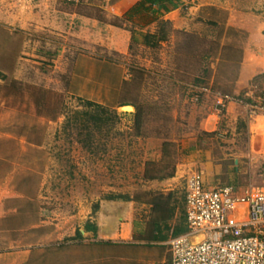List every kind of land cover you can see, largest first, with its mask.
Here are the masks:
<instances>
[{
	"label": "rangeland",
	"instance_id": "obj_1",
	"mask_svg": "<svg viewBox=\"0 0 264 264\" xmlns=\"http://www.w3.org/2000/svg\"><path fill=\"white\" fill-rule=\"evenodd\" d=\"M92 1L66 8L96 17L99 36L76 21L23 30L0 18V258L171 264L190 176L264 187V0H182L154 45L145 37L157 25L135 30L108 11L117 0ZM115 27L132 36L126 53L113 48ZM86 102L119 116L109 137L95 133L104 149L68 128ZM104 203L128 224L111 243L86 231Z\"/></svg>",
	"mask_w": 264,
	"mask_h": 264
},
{
	"label": "built area",
	"instance_id": "obj_2",
	"mask_svg": "<svg viewBox=\"0 0 264 264\" xmlns=\"http://www.w3.org/2000/svg\"><path fill=\"white\" fill-rule=\"evenodd\" d=\"M232 101L220 97L218 107ZM186 223L170 242L171 264H264V187H210L196 172L186 184Z\"/></svg>",
	"mask_w": 264,
	"mask_h": 264
},
{
	"label": "crops",
	"instance_id": "obj_3",
	"mask_svg": "<svg viewBox=\"0 0 264 264\" xmlns=\"http://www.w3.org/2000/svg\"><path fill=\"white\" fill-rule=\"evenodd\" d=\"M92 0H0V18L3 21H8V23H13L21 29L30 28H41V27H55L56 25L69 24L71 21L77 23V25L83 26V29L87 33L93 35L95 31L100 27V21L94 16H84L78 12H68L66 6L67 2H72L73 4H80L90 2ZM141 0H117L115 5L110 7L108 11L116 17H123L130 9H132ZM182 3V0H181ZM91 5V4H90ZM181 5V4H180ZM90 8V7H89ZM180 8V7H179ZM179 8L177 10H179ZM175 10V11H177ZM11 11V12H10ZM173 11V12H175ZM172 12V13H173ZM171 14V13H170ZM169 15L165 17L167 20ZM13 21V22H12ZM155 25V24H154ZM115 36L123 39L117 40L116 45L113 48L118 53H126L130 47V41L132 36L128 31H120L118 27L113 30ZM119 31V33L117 32ZM99 36V33H96ZM93 35H91L93 37ZM89 38V36H88ZM91 39V38H90ZM116 40V37L112 42ZM96 42L95 40H89V43ZM187 169L182 167L176 173L174 181H180L183 179ZM208 174V173H207ZM204 175V174H203ZM206 183L210 184V179L204 176ZM188 180V179H187ZM185 205H186V193H185ZM91 224L96 228V232H88L90 236L97 237L98 241L109 242L115 241V239L121 238L124 234L127 235L128 224L122 223L120 227L118 226V218L116 206L111 203H104L101 205L100 209L90 217ZM82 237L86 236L84 230L80 231ZM0 260H7L12 264H17L16 261H10L7 258H0Z\"/></svg>",
	"mask_w": 264,
	"mask_h": 264
},
{
	"label": "trees",
	"instance_id": "obj_4",
	"mask_svg": "<svg viewBox=\"0 0 264 264\" xmlns=\"http://www.w3.org/2000/svg\"><path fill=\"white\" fill-rule=\"evenodd\" d=\"M180 4L181 0H141L124 15V20L132 25V28L140 31H144L154 24L157 25V32L155 35H147L145 37L146 42L148 45H154L152 40H156L157 43L165 42L168 38L167 27L171 24L170 21L165 20V17L177 10ZM85 104L86 110L84 112H77L69 118L68 128L72 132L77 133L88 150H95L99 147L104 149L105 146L103 144H99L97 147L95 146V133H99L105 138L109 137L115 129L119 116L116 111H112L102 105L92 102H86ZM116 134L119 135L120 133L117 132ZM164 222H167L165 217L155 221V233H159L158 228ZM86 231L96 232V228L92 224H88ZM187 232L188 226L186 223V228L178 231L176 236L180 234L184 235ZM157 237V235L153 236V240L156 241ZM82 238L81 232L78 231L77 239Z\"/></svg>",
	"mask_w": 264,
	"mask_h": 264
},
{
	"label": "bare ground",
	"instance_id": "obj_5",
	"mask_svg": "<svg viewBox=\"0 0 264 264\" xmlns=\"http://www.w3.org/2000/svg\"><path fill=\"white\" fill-rule=\"evenodd\" d=\"M201 239H202V238H199V239L197 240V242L201 241Z\"/></svg>",
	"mask_w": 264,
	"mask_h": 264
},
{
	"label": "water",
	"instance_id": "obj_6",
	"mask_svg": "<svg viewBox=\"0 0 264 264\" xmlns=\"http://www.w3.org/2000/svg\"><path fill=\"white\" fill-rule=\"evenodd\" d=\"M125 109H126V110L129 109V107H126Z\"/></svg>",
	"mask_w": 264,
	"mask_h": 264
}]
</instances>
